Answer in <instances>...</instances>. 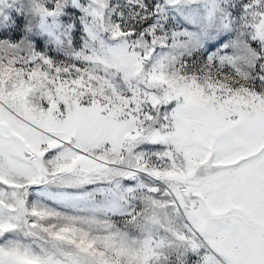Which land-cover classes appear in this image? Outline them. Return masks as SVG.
<instances>
[{"label": "snow or ice", "instance_id": "1", "mask_svg": "<svg viewBox=\"0 0 264 264\" xmlns=\"http://www.w3.org/2000/svg\"><path fill=\"white\" fill-rule=\"evenodd\" d=\"M0 264H264V0H0Z\"/></svg>", "mask_w": 264, "mask_h": 264}]
</instances>
